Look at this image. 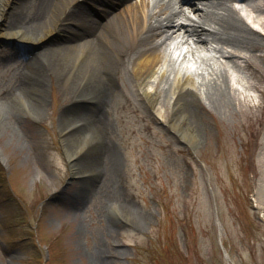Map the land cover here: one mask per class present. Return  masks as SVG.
<instances>
[{
    "label": "rangeland",
    "instance_id": "obj_1",
    "mask_svg": "<svg viewBox=\"0 0 264 264\" xmlns=\"http://www.w3.org/2000/svg\"><path fill=\"white\" fill-rule=\"evenodd\" d=\"M35 1H14L7 16ZM227 2L208 8L231 4L251 27L264 19V0H245L252 11ZM27 30L31 39L43 33ZM13 34L0 32V264H264V37L251 49L178 59L202 103L187 119L193 129L184 134L197 144L186 152L130 71H112L109 91L91 88V78L81 83L82 67L94 71L83 66L89 59L75 62L77 52L54 47V37L19 52ZM225 70L232 99L210 103L204 83ZM86 89L99 102L82 103ZM166 93L155 109L167 117ZM66 157L79 177L70 184Z\"/></svg>",
    "mask_w": 264,
    "mask_h": 264
},
{
    "label": "bare ground",
    "instance_id": "obj_2",
    "mask_svg": "<svg viewBox=\"0 0 264 264\" xmlns=\"http://www.w3.org/2000/svg\"><path fill=\"white\" fill-rule=\"evenodd\" d=\"M12 1L0 0V32L14 33L9 37L14 43L41 42L49 37L63 36L64 41L54 47L74 49L77 52L75 62L87 58L89 60L83 66L94 65L93 72L81 65V83L91 78V88L98 83L105 92L109 91L113 72L118 75L130 71L137 91L153 114L167 119L169 127L194 146L197 142L194 135H189L193 128L188 126L187 119L196 115L194 106L202 109L199 108L202 103L193 88L192 75L188 70L176 67L178 59L185 62L188 54H194L196 50L219 51L222 46L251 49V40L264 37L259 29L264 27V19L256 15L252 23L258 28L251 27L242 9L229 4L220 11L221 3H217L213 10L212 6L208 8L211 0H36L31 10H17L11 19L7 13ZM227 1L245 4V0ZM195 2L202 6H195ZM89 3L95 5L88 8L81 18L75 19L77 13L74 10ZM244 6V10H253L249 4ZM46 20H50L49 23ZM60 22L63 25L58 28ZM10 24L16 31L9 30ZM40 26L42 34H31L34 39L26 36L29 34L27 29ZM176 53L177 58L174 56ZM73 68L74 65L65 71L66 76ZM172 86L174 89L170 91ZM204 88L210 103H226L232 99L226 70L205 82ZM87 89L81 92L79 100L82 103L96 99L93 90ZM166 91L171 92L167 117L165 111L155 109L159 97ZM102 105L95 109V117L105 115L104 108H99Z\"/></svg>",
    "mask_w": 264,
    "mask_h": 264
},
{
    "label": "water",
    "instance_id": "obj_3",
    "mask_svg": "<svg viewBox=\"0 0 264 264\" xmlns=\"http://www.w3.org/2000/svg\"><path fill=\"white\" fill-rule=\"evenodd\" d=\"M90 138V136H88ZM74 178V171H72L70 169V177H69V181H71Z\"/></svg>",
    "mask_w": 264,
    "mask_h": 264
}]
</instances>
